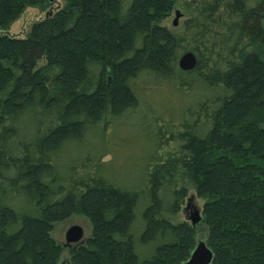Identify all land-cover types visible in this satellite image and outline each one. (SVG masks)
I'll use <instances>...</instances> for the list:
<instances>
[{
	"label": "trees",
	"instance_id": "16d2710c",
	"mask_svg": "<svg viewBox=\"0 0 264 264\" xmlns=\"http://www.w3.org/2000/svg\"><path fill=\"white\" fill-rule=\"evenodd\" d=\"M187 1L177 32L176 0H0V31L58 2L0 33V264H60L75 214L69 264H184L189 188L210 264H264V0Z\"/></svg>",
	"mask_w": 264,
	"mask_h": 264
},
{
	"label": "rangeland",
	"instance_id": "374dc122",
	"mask_svg": "<svg viewBox=\"0 0 264 264\" xmlns=\"http://www.w3.org/2000/svg\"><path fill=\"white\" fill-rule=\"evenodd\" d=\"M188 2L187 0H176V5L173 8L171 14L162 22L167 28H169L172 31L179 32V27L181 26L182 22L188 17L187 15L189 12V7H184V4ZM58 2L53 3L51 6L46 7L44 9L38 8V7H28L26 8L20 15L17 17L10 27L6 30L0 31V33H6L11 36H16L19 38L25 37V35L28 33L31 25L38 21L43 19L47 13L51 9L56 8ZM175 10H178L181 13V16L177 19L176 26H173V21L175 18ZM125 152H119V155H124ZM111 157V155H108L106 158L108 159ZM124 181V180H121ZM197 208L199 211L202 207V200L196 195L194 190L189 188L187 199L185 200L182 210L179 213L178 219L180 220H189V214L191 211V208ZM72 225H78L83 229V237L80 242L83 241L84 238L88 237L90 235L91 226L89 221L82 215H72L64 220L58 221L54 224L53 229L51 231L52 238L58 242L60 245L63 246V251L61 253L60 257V264H69V258H70V246H75L76 243H72L70 246H66L65 242V232L66 230L72 226ZM206 236V228L202 224H196V238L197 240H204ZM148 249L145 247L140 246V252L144 255L146 254Z\"/></svg>",
	"mask_w": 264,
	"mask_h": 264
},
{
	"label": "water",
	"instance_id": "95a60500",
	"mask_svg": "<svg viewBox=\"0 0 264 264\" xmlns=\"http://www.w3.org/2000/svg\"><path fill=\"white\" fill-rule=\"evenodd\" d=\"M180 16L181 13L175 10V18L172 23L173 26H176L177 19ZM195 64L196 57L190 51L184 52L178 59V67L181 70H191ZM188 219L192 225H196L201 219L199 209L192 207ZM82 237L83 229L78 225H72L65 232V245L70 246L72 243H78L81 241ZM211 259L212 252L207 247L206 243L203 240H197L196 246L184 264H210Z\"/></svg>",
	"mask_w": 264,
	"mask_h": 264
}]
</instances>
